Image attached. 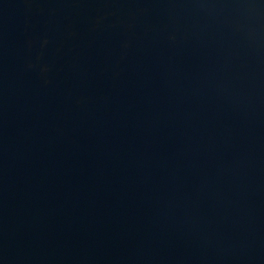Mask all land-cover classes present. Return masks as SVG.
Listing matches in <instances>:
<instances>
[{
    "label": "water",
    "instance_id": "water-1",
    "mask_svg": "<svg viewBox=\"0 0 264 264\" xmlns=\"http://www.w3.org/2000/svg\"><path fill=\"white\" fill-rule=\"evenodd\" d=\"M0 264H264V0H0Z\"/></svg>",
    "mask_w": 264,
    "mask_h": 264
}]
</instances>
